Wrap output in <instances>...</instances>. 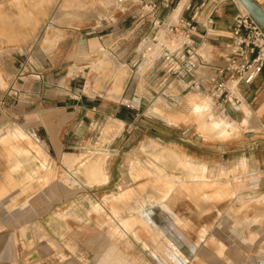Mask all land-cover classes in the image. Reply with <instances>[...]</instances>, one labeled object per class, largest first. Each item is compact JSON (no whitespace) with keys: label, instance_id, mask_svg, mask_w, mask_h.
Instances as JSON below:
<instances>
[{"label":"rangeland","instance_id":"374dc122","mask_svg":"<svg viewBox=\"0 0 264 264\" xmlns=\"http://www.w3.org/2000/svg\"><path fill=\"white\" fill-rule=\"evenodd\" d=\"M114 1L0 0V264H253L247 251L245 258L232 248L249 242L237 230V215L248 223L253 211L264 213V192H244L251 189L245 182L249 120L236 125L217 117L220 110L204 94L185 91L176 100L155 96L148 87L152 79L143 71L131 75L136 85L128 84L123 97H117L129 74L125 68L116 72L115 59L107 52L97 57L87 41L95 36L87 34L91 27L114 11L109 9ZM79 33L81 42L75 39ZM58 47L62 59L75 66L67 74H51L45 67V88L63 97H93L103 94V83L109 81L114 94L106 98L128 109L136 107L132 95L147 99L124 140L125 134L115 139L123 126L105 118L83 137L89 152L68 149L74 157L70 163L52 160L43 151L35 134L42 113L30 105L42 97L38 88L45 72L39 59L54 55ZM199 53L206 56L208 50ZM145 54L153 61V54ZM79 59L87 67L82 79ZM70 78L76 86L69 90ZM80 82L86 87L78 92ZM205 104L203 117L213 110L224 125L200 119ZM191 134L209 145L226 146V171L217 172L213 164L207 176L198 177L203 182L186 181L185 167L197 169L184 159ZM238 143L241 151L233 152ZM112 155L124 170L112 171L115 181L101 186L97 183L107 179ZM15 161L19 164L11 170Z\"/></svg>","mask_w":264,"mask_h":264},{"label":"crops","instance_id":"0c3cea01","mask_svg":"<svg viewBox=\"0 0 264 264\" xmlns=\"http://www.w3.org/2000/svg\"><path fill=\"white\" fill-rule=\"evenodd\" d=\"M130 1L131 0L127 3L118 5L115 1L114 3H111L109 9L114 11L108 13L107 17L102 19V22L95 23V26L90 29L92 32L87 33L95 35L87 41L89 43V48L94 49L97 57H101L103 52H107L108 57L111 59L114 58L116 63H118L117 66L119 69L115 71L120 73L124 71L123 68H125V72L129 74L124 82L120 86L118 85L122 90L117 97L121 96L120 99L123 97L128 84H131V88L134 84L136 85V82L131 81L134 80L131 79V75L143 71L147 77L152 79L150 82L151 85L149 84L148 87L151 88L153 95L164 97L167 100H176L178 94L185 91L188 93L204 94L208 96V99L211 100L213 106V99L215 97L214 85L217 79L220 77L222 78V76L218 75L214 69L223 65V59L229 51L228 44L231 40L233 18L239 12L243 11L239 7L237 0H207L205 5L195 13L193 21L194 29L190 32V41L197 47V53L199 56H202L204 59H199V68L193 74V78L199 83L197 87L193 89H190L187 86V77L176 79L171 76L164 70L161 60L156 59L155 56L152 57L153 61L147 59L148 57L145 52L155 55V46L149 47V45V49H143L141 53L137 52L136 47L140 40L143 38H150L154 35L155 31L151 29L149 24L141 23L136 19L135 7ZM253 1L264 10V0ZM185 2L186 0H181L177 8L169 15V23H172L179 18ZM196 3L197 1L192 2L193 5H196ZM116 11L120 13H116ZM192 13L193 10L191 9L183 12L182 16L184 15V17L188 19ZM81 37L82 36L79 33L75 36V39H77L78 42H81ZM59 48L60 47H58L57 52L54 55L44 56L43 60L39 59L40 68L42 69V72H45L38 88V91L42 93V97L36 100L32 99L30 105L34 106L32 110H38L42 113L40 117L41 126L35 131V134L38 141L42 143V146L45 149L43 151L52 160L59 161L66 159V162L70 163L74 157L70 156L72 153L69 152L68 149L75 148L79 151V154L89 152L84 144L83 137L88 134L90 128H93L105 118H112L123 126L122 128L124 129L120 130V135L115 139L119 138L121 135L124 136L125 134L122 139L124 140L129 134L128 130L125 129L130 127L129 130H131V127L135 125V122L139 120V117L141 116L139 113V107L142 100L147 101V99L132 95L131 101H133V104L136 107L128 109L123 103L114 102L113 100L106 98V96L109 95L111 97V95L114 94L112 93L113 89L111 90L110 88L109 81L103 83L104 93H96L93 97H87L84 95H81L80 97H63L62 95H58L55 89L45 88L44 80L48 77V75H45L48 73V71H45V67H48L51 74L57 73L58 71L67 74L69 68H74L75 66L73 63L69 65V58L62 59L63 52L59 51ZM202 50H208L206 56L199 53ZM77 62V64H79L77 76L79 79H82L83 73L87 67L82 66L83 63L81 64L84 60L79 59ZM36 64L37 63L33 64L32 67L38 70ZM109 73H111L110 70L105 71V74ZM84 84H86L85 81ZM68 86H70L69 90L72 89V86H76L75 79L70 78L68 80ZM85 87L86 86H82V83L80 82L77 91L80 92ZM109 90L111 93H109ZM233 97L238 99V104H225L222 106L223 116L220 115L217 117L227 118L229 123L234 122L235 124L236 121H239L240 124H242L249 120L250 125L248 127L249 131L247 132L248 171L245 174V177H247L245 182L251 189H247L244 192H249L250 194L255 192L263 193L264 67L252 83L248 85H238V87L233 90ZM152 98L154 99L155 97ZM205 106L206 104L199 112L200 119L202 120H206L205 118H202V112L206 111ZM226 106L227 108H225ZM159 113L160 111L153 108V114L157 115ZM211 114L212 116H215L213 110ZM158 116L160 117V115ZM68 122L70 124L66 131H64L65 123ZM70 131L72 132L71 137L69 136ZM60 132L62 135H60ZM157 135H161V131L158 130ZM197 138L198 137H194V135L191 134L186 140L187 145H185L183 149L185 161L197 166L195 171H190L187 167L184 169L186 181L190 182H203V179L201 178L198 180V177H203V175L207 176L209 171L214 167L219 173L222 172V168L224 171L227 170V168L224 167V155L227 150V148H225L226 146L224 144L209 145L199 141ZM232 151L240 152V143L233 144ZM114 160L115 158L112 155L107 164V179L103 181L104 183L98 182L97 184L102 183L101 186H106L111 182L113 183L115 180L112 171L115 169L119 170V173L122 174V171L124 170L123 163L121 162L120 165H115ZM235 161L236 160L234 159L232 163H235ZM213 164L215 165L214 167H212ZM198 166H200V168ZM237 178L239 179L240 175L237 176ZM239 194L240 193L236 192L235 197ZM250 194L248 195L250 196ZM233 201L232 206L235 205L236 199L234 198ZM224 213L225 210L222 211L223 215ZM237 216V218H239L237 230L243 236L248 235L249 242L245 243L246 241H243L244 243H242V241H239V243H233L232 248L234 253L239 254V256L244 255L246 258L244 251H247V256L250 257V260L252 259L251 263L258 264V262H264V213L257 210L253 211L248 217V223H244L241 220L242 214Z\"/></svg>","mask_w":264,"mask_h":264},{"label":"built area","instance_id":"2783aa9c","mask_svg":"<svg viewBox=\"0 0 264 264\" xmlns=\"http://www.w3.org/2000/svg\"><path fill=\"white\" fill-rule=\"evenodd\" d=\"M180 1H130L135 7L136 19L141 23L149 24L155 31L150 38L140 40L136 50L141 53L143 49L155 46L154 56L161 60L164 70L178 79L187 77L186 84L190 89H193L199 84L193 78V74L199 68V59L203 60L204 58L199 56L197 47L190 41V32L194 29L193 21L196 11L201 9L207 0H186V5L176 22H167L169 15ZM193 1H197L196 5L192 4ZM115 2L118 5L127 3L129 0H116ZM191 9L193 13L188 19L182 16L183 12ZM160 28L163 29V32L158 35ZM169 44H174V47L171 48ZM228 49V54L223 59V65L214 69L222 78L220 77L215 82L213 104L220 110L219 113L222 116V106L238 104V99L233 97V90L238 85L252 83L264 67V30L247 12L241 11L234 16Z\"/></svg>","mask_w":264,"mask_h":264},{"label":"water","instance_id":"95a60500","mask_svg":"<svg viewBox=\"0 0 264 264\" xmlns=\"http://www.w3.org/2000/svg\"><path fill=\"white\" fill-rule=\"evenodd\" d=\"M244 7L247 13L258 23V25L264 30V10L258 6L253 0H238ZM258 264H264V262H258Z\"/></svg>","mask_w":264,"mask_h":264},{"label":"bare ground","instance_id":"6f19581e","mask_svg":"<svg viewBox=\"0 0 264 264\" xmlns=\"http://www.w3.org/2000/svg\"><path fill=\"white\" fill-rule=\"evenodd\" d=\"M179 3H180V2H179ZM179 3H178V4H179ZM237 3H238V5H239V7H240L244 12H247V11L244 9V7L240 4V2H239L238 0H237ZM177 6H178V5H177ZM176 8H177V7H176ZM176 8H175V9H176ZM16 49H17V48H16ZM3 51H5V50H3ZM9 51H10V50H9ZM203 101H204V100H203ZM207 105H208V104H206V106H207ZM156 110H157V109H156ZM219 112H220V111H219ZM205 114L207 115V112L204 113V114H202V115L204 116ZM214 114H215V113H214ZM157 115L162 116V115H161V112H160L159 114H157ZM202 115H201V116H202ZM211 115H212V114H211ZM199 116H200V115H199ZM203 116H202V118H205V119H206L205 121H207L209 124L212 123V124L221 125V123H222V125H224L223 122H220L219 119H216L214 116H207V117H206V116L203 117ZM215 116H216V115H215ZM217 116H220V114L217 115ZM221 116H222V115H221ZM196 117H197V116H196ZM249 118H250V117H249ZM196 119H197V118H196ZM199 121H200V119H199ZM198 124H199V123H198ZM199 126H201V125H199ZM225 127H226V125H225ZM234 128H235V127H234ZM226 129L228 130V128H226ZM231 130H232V129H231ZM231 130H228V131H231ZM232 132H233V131H232ZM9 133H10V131H9ZM6 140H7V138H6ZM21 145H22V144H21ZM25 145H26V144H25ZM0 149H1V148H0ZM0 151H1V150H0ZM2 151H4V150H2ZM4 153H5V152H4ZM0 154H1V153H0ZM10 154H11V153H10ZM11 155H12V154H11ZM0 156H1V155H0ZM3 157H4V155H3ZM12 158H13V156H12ZM70 158H72V157H70ZM70 158H69V159H70ZM69 159H68V160H69ZM18 160H19V159H18ZM69 161H70V160H69ZM71 161H72V160H71ZM71 161H70V162H71ZM18 164H19V161H15V162L13 163V165L11 164V170H12L13 168H15ZM4 166H5V165H4ZM6 166H7V165H6ZM6 166H5V167H6ZM8 166H9V165H8ZM3 168H4V167H3ZM93 175H94V174H93ZM101 175H102V174H101ZM6 176H7V175H6ZM7 177H8V176H7ZM102 178H103V177H102ZM105 178H106V177H105ZM227 181H228V180H227ZM135 188L137 189V187H135ZM259 199H260V198H259ZM259 199H258V200H259ZM253 201H254V200H253ZM255 202H256V201H255ZM247 204H249V202H248ZM245 205H246V204H245ZM246 206H247V205H246ZM263 206H264V203H263ZM243 208H245V207H243ZM263 208H264V207H263ZM246 210H247V209H246ZM263 210H264V209H263ZM250 212H251V211H250ZM243 218H244V217H243ZM261 218H262V217H261ZM261 218H260V220H261ZM245 219H246V218H245ZM255 219H256V218H255ZM253 221H254V220H253ZM261 221H262V220H261ZM247 222H248V221H247ZM258 223H259V222H258ZM260 223H261V222H260ZM1 226H2V225H1ZM212 238H213V237H212ZM211 241H212V240H211ZM211 241H210V242H211ZM211 243H214V241L211 242ZM221 251H222V250H221ZM200 263H202V262H200ZM200 263H199V264H200ZM226 263H227V262H226Z\"/></svg>","mask_w":264,"mask_h":264}]
</instances>
